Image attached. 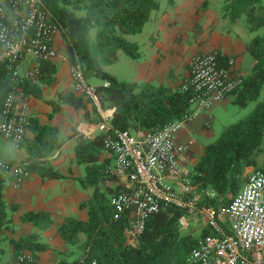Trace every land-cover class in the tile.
Segmentation results:
<instances>
[{"label": "trees", "instance_id": "trees-1", "mask_svg": "<svg viewBox=\"0 0 264 264\" xmlns=\"http://www.w3.org/2000/svg\"><path fill=\"white\" fill-rule=\"evenodd\" d=\"M54 19L60 24L66 40V54L70 63L78 62L85 78L98 80L97 93L102 104L108 103L115 111L111 125L131 133L149 131L182 116L188 108L189 94L167 91L162 86L138 85L118 81L105 70L115 64L120 55L130 59L139 57L138 45L128 39L139 34L151 14L159 9L160 0H42ZM223 15L230 23L244 18L250 32L264 28V0H222ZM80 13V15L76 14ZM247 52L254 64L244 76L243 84L233 96L235 103L244 108L256 103L254 109L244 118L225 128L208 144L190 171V182L195 194L213 191L228 204L245 182V171L256 166L255 157L264 142V99L259 100L264 89V34H257L247 46ZM225 62V58H221ZM54 72L51 61L41 64L39 82L51 83ZM107 84V85H106ZM12 88L3 64H0V108ZM24 90L36 95V84L26 83ZM58 101H50L52 114L67 104L75 110H83L88 122H97L100 117L93 110L92 117L87 103L74 93H60ZM33 137L24 138L22 146L29 155L26 170L43 179L64 178L51 167L43 165L57 147L58 130L41 126L30 119ZM103 135L93 139L77 137L75 163L85 166V176L80 183L93 189L91 199L81 205L87 208L86 221L65 218L58 228V234L67 244L79 242L84 235L82 248L84 264H182L184 257L197 244L198 238L180 228L179 219L183 210L169 206L150 216L136 246L126 245L124 221L113 218L109 197L124 191L118 178L107 169L111 160H100L103 153ZM4 182L0 170V232L10 229L15 205L3 199ZM213 203L204 197L200 205ZM21 222L32 224L38 232L10 239L13 253L23 251L35 256L49 247L40 241V233L52 225L47 212H28ZM70 263L59 260L57 264Z\"/></svg>", "mask_w": 264, "mask_h": 264}, {"label": "built area", "instance_id": "built-area-1", "mask_svg": "<svg viewBox=\"0 0 264 264\" xmlns=\"http://www.w3.org/2000/svg\"><path fill=\"white\" fill-rule=\"evenodd\" d=\"M60 33V24L42 0H5L0 4V64L12 84L0 108V142L19 146L23 141L30 125L24 85L39 83L41 64L57 56L53 41ZM27 55L33 64L22 72ZM221 58L213 50L197 52L189 59L187 75L178 88L189 94L187 110L180 118L149 131L131 133L113 127V111L103 108L96 85L85 78L78 62L69 65L71 90L101 117L97 128L103 135L104 153L112 161L107 171L124 187L123 192L109 197V206L114 220L126 224V245L136 246L148 218L172 206L185 212L179 219L181 229L195 226L198 220L203 223L196 246L182 264H264V168H252L228 204L213 191H203L213 203L202 206L200 195L193 192L188 168L194 141L177 139L202 115L203 126L211 129L210 109L242 86L244 75L237 61L229 58L223 64ZM0 170L12 174L15 189L30 175L25 166L12 163H2ZM35 263L31 252L15 256V264Z\"/></svg>", "mask_w": 264, "mask_h": 264}, {"label": "crops", "instance_id": "crops-1", "mask_svg": "<svg viewBox=\"0 0 264 264\" xmlns=\"http://www.w3.org/2000/svg\"><path fill=\"white\" fill-rule=\"evenodd\" d=\"M4 1L0 0V4ZM222 5V0H160L159 9L151 14L142 31L132 36L130 40L137 43L139 57L130 59L119 56L118 61L106 66L105 70L118 81L162 86L170 92L178 91L181 81L187 75L189 59L197 52L216 50L225 58V62L229 58H234L241 73L246 76L254 64L247 52V46L253 38L234 30L240 19L230 23L223 15ZM53 46L57 53L56 58L51 61L54 68L51 76L53 81L51 83L40 81L36 84L37 96L31 91L28 92L29 116L41 126H51L58 130L57 147L43 165L51 167L64 178L43 179L37 174L30 173L22 181L21 186L15 189L12 174L1 172L4 182L3 199L7 204L15 205L16 210L12 214L10 229H3L0 232V264H15L10 239L17 240L38 232L32 224L20 221L28 212H47L52 219V225L39 232L40 241L49 249L36 255L35 264H57L61 259L73 263L85 257L82 248L84 238L79 237V242L73 245L67 244L58 234V228L65 218L80 221L87 219V208L81 205L91 199L93 189L85 187L79 181L85 176V166L75 163V147L78 136L93 139L100 133L97 125L101 117L83 97L81 98L87 103L91 117L94 110L100 117L99 121H86L83 110H75L67 104H61L60 110L52 114V108L48 103L57 102L60 93L72 92L70 62L62 33L55 36ZM32 64L33 58L27 55L22 62L21 71H25ZM89 82L94 85L100 84L98 80ZM105 104L106 107L102 104L103 108L114 113L115 108L110 107L108 103ZM204 119L205 115H202L177 135L180 142H186L188 139L194 141L188 160L190 170L197 162L192 154L197 150L198 141L207 140L213 135L212 129L207 130L203 126ZM32 137L31 128H28L24 138ZM104 158L107 156L103 151L100 160ZM2 163L27 167L30 158L22 146L1 141L0 165Z\"/></svg>", "mask_w": 264, "mask_h": 264}, {"label": "rangeland", "instance_id": "rangeland-1", "mask_svg": "<svg viewBox=\"0 0 264 264\" xmlns=\"http://www.w3.org/2000/svg\"><path fill=\"white\" fill-rule=\"evenodd\" d=\"M76 14L80 15V13H76ZM234 30L239 31V32L244 33V34H248L249 36L251 35L252 38L257 34H264V28L259 29L253 33L249 32L246 28V23H245L244 18H241L239 20L238 24L234 27ZM128 39L131 40L132 36H129ZM120 56L123 58H127L124 55H120ZM234 99L235 98L232 95L231 97H229L224 102L216 103L210 109V113L212 116V128L211 129L213 130V135L210 138H208L207 140L201 139L198 141L199 143L197 146V150L195 151L194 154H192V156L194 158H196L197 161L200 158V156L202 155L207 144H209L210 142H213L225 128L236 123L239 119L247 116L254 109V107L256 105V103L252 102V103H249L246 107L240 108L235 103ZM262 99H264V89L261 93V96L259 97V100H262ZM104 105L106 107L105 103H104ZM204 144H206L205 147H204ZM255 160H256V166L247 168L245 171V177L247 176L248 172L252 168H264V142L262 145V149H261L260 153L255 157ZM197 194L200 195L199 202H202L203 198L206 197L205 195H203V192L197 193ZM202 228H203V223L200 220H198L197 224H195V226L190 225V227L186 230L188 232H191L194 236H196L198 238L202 234ZM81 237L84 238V235H80V239H81ZM84 239L82 241H84Z\"/></svg>", "mask_w": 264, "mask_h": 264}]
</instances>
